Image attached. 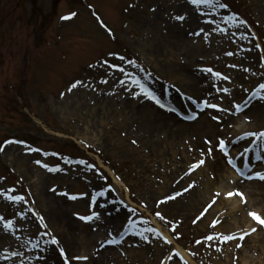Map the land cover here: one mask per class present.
<instances>
[{"label": "rangeland", "instance_id": "1", "mask_svg": "<svg viewBox=\"0 0 264 264\" xmlns=\"http://www.w3.org/2000/svg\"><path fill=\"white\" fill-rule=\"evenodd\" d=\"M221 3L227 7L215 17H201L187 0H0V190L25 197L23 204L0 197V215L19 229L0 233V264H65L61 249L72 264H177L167 261L177 251L164 234L196 264H239L232 241L204 238L235 229L227 212L239 196L217 192L221 183L231 193L254 184L257 200L243 194L241 210L264 216V181L247 178L264 159L245 151L255 138L241 139L264 132V99L252 95L264 84V0ZM221 16L245 23L222 24ZM221 140L227 156L217 150ZM193 199L201 207L186 208ZM27 209L38 216L21 219ZM253 223L263 247L264 225ZM53 237L59 245L43 242ZM112 239L121 242L101 247ZM244 240L233 241L250 264H264L257 243ZM13 251L23 255L11 258Z\"/></svg>", "mask_w": 264, "mask_h": 264}, {"label": "snow or ice", "instance_id": "2", "mask_svg": "<svg viewBox=\"0 0 264 264\" xmlns=\"http://www.w3.org/2000/svg\"><path fill=\"white\" fill-rule=\"evenodd\" d=\"M187 3L189 5H191L193 7V9L201 16V17H208V16H211V17H215L217 15V12L215 11L216 9H224L226 8L227 6L223 3H221V0H187ZM70 17H65L64 19H69ZM185 16L183 15H178V16H175L174 19L176 21H184L185 20ZM236 20L238 21V18L237 17H234V16H221L220 17V22L222 24H233V21ZM204 23L206 24H209V25H214L216 22L214 19H205L204 20ZM245 22L243 21H239L238 23L236 24H233L234 27H237L239 28L241 25H243ZM215 31L221 33V34H226L227 30L225 28H222V27H219L218 25L215 27L214 29ZM201 32H204V29H200L198 32H195V33H191V35H200ZM235 35V34H233ZM205 38H207V34H205ZM242 39H248V37L246 35H243L241 34V37ZM248 51H251V49H248ZM227 55L231 56V55H234V53L232 52H229L227 53ZM121 60H123V57H120ZM129 64L133 65L134 67L136 66L135 65V62L134 61H128ZM110 68L114 69V70H118L122 73H124L125 76H127L129 78V80L142 87L143 88V85L140 84V81L139 80H136L133 75L131 73H129L125 68L123 67H119L118 65H109ZM230 67H237L236 65H230ZM245 71H250V69H244ZM204 71H206L207 73H212L213 70L211 68H208V69H205ZM214 75L218 76V77H221V74L220 73H213ZM223 79H228V77H222ZM102 83H107V81H101ZM79 83H82V82H77V84ZM77 84H74L72 87L75 88L77 86ZM121 84H124V81L122 80L121 81ZM224 92H227L228 89L225 88L223 89ZM258 93H260V97L261 99H264V84H260L259 87L257 88L256 92H254L252 95L255 96L257 95ZM143 95H145L146 97L152 99L154 98L151 94V92H149L147 89H144V92H143ZM211 107H217L216 105H210ZM239 111H243V106L242 105H236L235 106ZM221 111H223L222 109H220ZM215 118V117H214ZM253 138H255V142L251 144V147H247L245 149V151H247L248 153H252L254 150L257 151L258 154L257 155V159L260 160V159H264V155H261V154H264V132H260V133H250L248 134V136L246 137H242L241 139L242 140H249L251 141ZM8 143H14L13 141H9ZM207 143L211 144L210 141H207ZM236 143H239V141H236ZM218 151H221L223 152L226 156L228 155L229 153V149H228V146H227V142L224 141V140H221L219 142V145H218V148H217ZM0 151H3V148H0ZM209 154H211L212 152V148L210 147L209 148ZM241 155H243V153H241ZM230 164L232 163L231 160L228 161ZM37 164L41 165L42 167H47V165H43L41 164L40 161H37L36 162ZM81 163H84V162H81ZM204 164V161L203 160H200L199 162L197 163H194L191 168H190V172L191 171H194L197 167H200L201 165ZM246 167V165H245ZM241 175H243V172L240 173ZM249 179H252L253 177L249 176L247 177ZM255 178H258L260 180H264V174H261V173H257L256 174V177ZM192 185L189 186V188H191ZM188 189H185L184 191H187ZM16 191V189H10L8 190L7 192L3 191V190H0V197L4 198V200L8 203H11V204H23L25 202V197L23 195H12V193H14ZM182 193H177V194H174L173 196L171 197H168L166 199H175V196L176 195H181ZM218 195V194H217ZM228 197H231L232 195H237V196H240L241 198V201L243 202V196L241 193H227L226 194ZM73 199H75L76 197H71ZM165 201H161V203H163ZM212 203H215V201L213 200ZM212 205L209 204L205 209H204V212L201 213V217H198L197 220H199L200 218H202L203 215H205L208 211V208H210ZM31 212L34 216H38L37 213L34 212V210L32 209H27L25 211L22 212L21 214V219H24V217H26L28 215V213ZM157 216H159L161 219H163L162 216H160V213H157ZM249 216L251 217V219L253 221H255L257 224H260V225H264V218H261L258 214L256 213H252L250 212L249 213ZM39 219L42 221L43 220V217H39ZM80 219L82 220H85V221H89L91 219H93V217H80ZM196 221H194L195 223ZM16 221H14L13 219H6L3 215H0V233H4V234H12V233H15L16 231H18L19 229L16 227ZM131 223H134V222H131ZM216 223H218V221L214 222L213 223V227L216 226ZM43 228H47V225L44 224L42 225ZM174 230V229H173ZM252 231H255V228L252 229ZM250 233H242L240 236H235V235H232V234H228V235H223V234H220V235H208L207 237H205V241H208V242H212V241H216V240H219V242L221 244H226L227 242L229 241H233V240H238V241H243L244 240V237L246 235H249ZM39 235L41 237H48V233L46 231L44 232H40ZM46 245H59V240L56 239V238H51L50 240H45L43 241ZM121 241H118L116 239H112V240H106L104 241L102 244H101V247H104L105 245H115V244H118L120 243ZM166 243H170V241H165ZM204 241H196L197 244H201L203 243ZM40 246H41V241L40 240H37L36 243L32 244V248L34 250H39L40 249ZM209 246H211V244H209ZM236 247L239 248L241 247V244L240 243H237L236 244ZM46 250V249H45ZM217 251H219V248L216 249ZM61 251V254L63 255L64 257V260H65V264H72V260L69 258V256L67 255L66 252H64L63 249L60 250ZM23 254L19 251H13L11 252V258H18V257H21ZM192 255L194 256L195 253H192ZM5 259H7L8 257H4ZM175 258H178L177 260V264H187V261L184 260V257H182L180 255L179 252H172L171 255L167 258V261L168 262H171L173 261ZM37 259L39 260L40 257H37ZM76 260H81V259H87V257H75Z\"/></svg>", "mask_w": 264, "mask_h": 264}, {"label": "bare ground", "instance_id": "3", "mask_svg": "<svg viewBox=\"0 0 264 264\" xmlns=\"http://www.w3.org/2000/svg\"><path fill=\"white\" fill-rule=\"evenodd\" d=\"M260 118H261V116H260ZM242 125H244V120L240 119L238 121L237 130L243 129ZM220 169L221 168H219V166H218L217 167V171H220ZM261 171L263 172L262 174H264V168H261ZM229 176L231 177L230 180H234L235 179V175L233 174V172H230ZM251 185L253 186L254 184H245V185L243 184V186H241V187L244 188V190L240 189V191H238V193H241L242 195L244 194V197H245V199H247L248 203L257 200L256 199L257 197L255 198L253 196L256 195L258 190L255 189V188L250 187ZM216 190H217V192H220L223 195H226L227 193H231V190L229 188H227V186H225L223 183L218 185ZM206 192H207V194H209L208 191H206ZM240 203H241L240 196L237 199L233 198L229 202L230 208H229V210L227 212V216H228V218H229V220L231 222V225L235 228L233 230H230V233L234 234V235H238V234H242V233H246V232H251L252 229L255 228L253 220H251V217L248 216V213L243 212L241 210L242 208H241ZM201 205H202V203L200 201L193 199V201L192 200L189 201V203L187 204L188 207H186V208L197 209V208L201 207ZM217 205L212 209V211H214V212L219 211V208L217 207ZM250 212L256 213V212L251 211V210H250ZM261 213L262 212L260 211V212H257L256 214H258L260 217L264 218V216H261ZM208 217L209 216H207V218ZM157 227H158L159 231L162 232L161 228L159 226H157ZM225 229H228V228L225 227ZM164 235L175 246L176 250L180 253V255L182 257H184L185 261L189 262L190 264H196L192 260V258L189 256V254L184 249H182L181 247H179L177 244L174 243V241L172 240V238L170 236H168L166 234H164ZM259 235H260L259 233L257 234V233H254V231H253V233L250 234L248 239H245L244 242L246 243L247 241H249L251 244L252 243H257V247L260 250H262V255H264V246L263 247L261 246V242H260V240L258 238ZM241 242H243V241H241ZM241 242H238V243L241 244ZM236 244H237L236 241H232L231 243L228 244V246H229L230 250H234L235 251L234 253L236 254V256H237V258L239 260V264H250L251 256L249 257V256L245 255L246 250H243L244 249L243 248V243H242V246L240 247V249L237 248L236 246L234 247V245H236ZM242 252L244 253V255H241ZM137 259L138 258L135 256V258H132L133 261L132 260H130V261H131V263H133Z\"/></svg>", "mask_w": 264, "mask_h": 264}]
</instances>
